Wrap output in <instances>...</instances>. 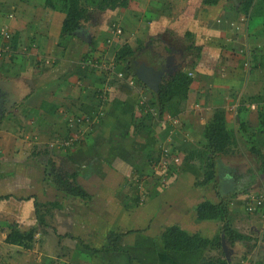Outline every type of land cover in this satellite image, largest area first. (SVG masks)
Segmentation results:
<instances>
[{
    "label": "crops",
    "instance_id": "1",
    "mask_svg": "<svg viewBox=\"0 0 264 264\" xmlns=\"http://www.w3.org/2000/svg\"><path fill=\"white\" fill-rule=\"evenodd\" d=\"M30 1H0V192H7L0 196V200H8V208L14 209L17 205L26 209L29 206L37 215L35 202H49L45 198L48 190L58 191L51 183L53 175L62 174L68 179L74 175L70 181L81 179L83 185L79 187L88 196L87 200H81L83 213L88 222L95 219V223L91 234H84L85 239L80 238L82 231L73 226L74 233H54L53 239L44 236L47 234L41 235L37 243L41 238L42 243L46 241L50 245L33 250L7 244V226H4L5 231L1 229L0 235L4 236L5 245L28 253L25 264H76L70 261V254H56L57 245L61 251L67 249L77 256L80 253L87 255L89 264H215L216 258H224L226 264H263L264 211L252 213L253 222L247 233L243 234L240 228L246 227L243 213L245 205L250 202L249 196L264 193V173L258 172V165L257 169H250L247 159L256 157L246 148L240 133L244 128L242 120L250 126H257L258 111L264 110V22L249 20L238 12L237 1L240 0H218L214 5H206L203 0H127L125 8L98 11L88 6L87 19L81 22L74 37L59 44L63 13L32 6ZM2 4L6 9L1 8ZM51 23L58 30L52 31ZM117 29L121 30L120 34L115 32ZM3 30L10 35L9 39L1 35ZM175 41L182 48L174 52ZM125 44L134 50L131 58L150 63L162 72V77L180 71L191 79L186 100L177 115L163 114L160 117L157 114L159 122L156 123L148 119L143 101L152 98V94L137 83L130 87L127 80L132 78L131 75L126 73L124 64L115 62L116 51ZM189 45L200 48L199 58ZM215 51L217 54L209 55ZM118 74L122 77L119 78ZM44 105H51L54 112L42 109ZM215 110L223 111L225 122L238 137L237 145L220 155L217 173L219 168H226L235 180L231 191L238 193L230 198L228 209L232 226L247 239L240 242L246 241L250 250L237 253L232 246L237 241L230 242L223 233L217 251L210 247L192 251L165 250L161 235L170 226H177L189 236L197 234L206 238H211L220 226L218 222L198 221L195 216L198 204L205 200L217 201L216 193L221 190L216 184H209L214 193L213 200L203 198L193 206L192 226L195 229L183 225L189 220V213L188 217L178 221L168 219L179 212L186 214L188 192L206 188L195 186L198 160L186 158L203 146L204 126L210 122ZM92 112L104 115L102 122L90 130L95 123L93 119L97 118L96 115L92 120L88 118ZM58 117L72 132H63L62 129L55 135L54 130H50L53 142L65 141L66 134L77 137L78 141L71 150H63L59 143L51 148L48 144L50 154L59 157L55 163L52 161L54 170H51L47 169L50 159L45 160L49 151L43 156L38 155L41 153L36 151L35 140L39 133H47L44 123L56 122ZM77 118L84 119L82 127H70ZM28 126L38 132L34 137L29 136ZM22 128L24 135L20 133ZM248 129V135H252L253 128ZM85 130L91 133L84 137ZM151 135L152 140H156L154 144L159 143L158 138L162 140L158 148L166 149V152L153 147L146 154L143 170L136 172L130 167L136 158L133 143L136 138ZM23 136H27L28 148L23 145ZM175 156L182 159L177 167L170 161ZM163 157L168 162L166 167L158 165ZM147 167H150V175L145 173ZM153 167L163 173L168 167L181 171L175 172L177 176L166 188L160 177L151 176ZM90 170L93 172L89 173ZM96 171L102 176H117L120 181L116 187L111 183L104 184ZM251 175L253 181L244 185V178ZM92 183L97 187L91 188ZM145 191H148V199ZM143 195L146 201L140 203ZM55 196L56 193L50 205L57 203ZM182 201L185 206L181 205ZM60 205L61 209L65 207L62 203ZM130 207L135 209L130 210ZM141 210L144 211L143 217L139 215ZM126 213L129 214L127 220L120 227V216ZM67 214L62 218L69 224L73 216ZM259 221L263 222L260 226ZM0 222L7 224L6 221ZM138 224L143 227L134 231ZM56 235L61 237L60 242ZM111 236H120L121 243L117 245L122 251L107 248L111 246H107ZM91 252L92 256L89 255Z\"/></svg>",
    "mask_w": 264,
    "mask_h": 264
},
{
    "label": "trees",
    "instance_id": "2",
    "mask_svg": "<svg viewBox=\"0 0 264 264\" xmlns=\"http://www.w3.org/2000/svg\"><path fill=\"white\" fill-rule=\"evenodd\" d=\"M218 0H203L206 5H214ZM238 3V12L244 14L249 20L259 19L264 22V0H240ZM90 6L98 11L106 9H114L116 7L127 6V0H44V7L56 10L63 13L64 18L60 28V38L69 39L74 37L75 32L79 28L81 22L87 18V7ZM190 50H196L199 58V47L189 45ZM134 55V50L125 44L121 46L115 53V62L124 64L125 71L128 75H131L135 79L136 83L145 88L152 94L150 103L156 108L158 115L168 114L169 116H175L178 114L180 105H182L187 97V90L190 85L191 79L183 72H176L170 77L164 78L158 88V92L154 94L146 88L144 84L138 81L132 71L130 70L129 59ZM194 66V65H193ZM97 113L87 114L88 118L92 120ZM104 115V114H103ZM102 114L96 115L95 123L92 124L91 129H95L94 126L102 122ZM258 123L257 126H250L247 122L242 120L244 128L241 129L243 134V140L245 143L250 144L249 151L258 160V172L264 173V110L258 111ZM241 123V124H242ZM246 124V128H245ZM99 125V124H98ZM253 128V134H246L247 129ZM89 130V131H90ZM71 131V130H67ZM86 132L84 137L90 132ZM240 132V131H239ZM65 140L69 138L66 134ZM78 140L72 142L77 144ZM236 131L229 128L225 122L223 111L215 110L209 123L204 126L203 129V146L197 152H194L186 160H198L199 169L202 172V178L196 181L195 186H207L211 183L218 185L217 183V165L221 154H225L227 150L233 145H237ZM79 144V143H78ZM67 150V149H66ZM171 171V170H170ZM71 175L70 178H74ZM69 178V179H70ZM253 181V176L247 177V185H250ZM51 183L57 190H60L67 197L80 198L81 200H87L88 196L75 182L68 181V176L62 177L61 174H54ZM245 192L246 190H240ZM239 191V192H240ZM238 191L227 192V195H221L217 191V201L211 202L205 200L195 207V216L198 221L201 222H218L220 224L218 231L211 237L206 238L200 235L189 236L178 228L177 226H170L164 229L161 235V243L165 250L175 251H192L204 249L210 247L212 250H220V234L223 233L224 237L230 242L242 241L246 237L240 234L232 226V215L228 209L230 198H234ZM38 209V205L35 204ZM52 207L61 208L60 203H54ZM36 220L40 228L47 226L45 223V215L38 213L37 210ZM248 213V212H247ZM250 214V213H248ZM5 231V230H4ZM5 242L9 245L21 247L25 250H33L36 246L37 239L40 235L39 227H31L28 230H20L15 224H11L6 227ZM61 238V237H60ZM120 236H111L108 240L107 247L111 250L122 251L123 249L117 245ZM79 239V238H78ZM247 240V239H246ZM83 247L86 246L83 244ZM106 248V247H105ZM106 251V249H104ZM94 252V251H93ZM263 262V260H262ZM215 264H226L224 258H216Z\"/></svg>",
    "mask_w": 264,
    "mask_h": 264
},
{
    "label": "rangeland",
    "instance_id": "3",
    "mask_svg": "<svg viewBox=\"0 0 264 264\" xmlns=\"http://www.w3.org/2000/svg\"><path fill=\"white\" fill-rule=\"evenodd\" d=\"M0 1H3V0H0ZM23 1H25V0H23ZM30 2L32 4V6H39L40 8H43L45 10L49 9V8L47 9L46 7H44V0H31ZM2 7H3V10L6 9L5 8V4H2L1 8ZM50 10L54 11L53 9H50ZM50 21L53 23V17H51ZM52 23H51V25H52ZM56 29H57L56 26L53 24L52 27H51V30L55 32ZM58 40H59L58 41L59 44L66 43L68 41V39L64 40L62 38H58ZM61 41H62V43H60ZM174 44L175 45L172 46V47H174L176 49V50H174V52L178 51L179 49L182 48V47H180V44H179L178 41H175ZM176 54L177 53H175V56H176ZM214 54H217V52L215 51V53H212V54H209V55L213 56ZM209 55L205 56V58L207 59ZM210 61H212V58L210 59ZM217 62H218V60H217ZM214 64L218 65L217 63H214ZM168 74H169V71H168ZM165 77H167V76L165 75ZM165 77H162V79H164ZM150 99L147 100L146 98H144L143 104H144V107L147 110L146 113H147L148 119L150 121H153V122L156 123V122H159L158 121L159 118H158V115H157L158 113H157L156 108L151 105ZM50 107H51V105H44V107L42 109H46L49 112H54V111H52L50 109ZM168 119L166 120V122L169 121ZM62 120L63 119L61 117H58L56 122L46 121L44 123V128L48 129L47 133H39L40 136L37 135L36 136V140H35V143L37 144L36 145L37 146L36 151H38V152L40 151V153H41V154H38V155L43 156L44 152L49 151L48 150V144L49 143H50V145H49L50 148L52 146L57 145L58 143H60L58 141H54L53 142L54 137H53V135H51V132H49L50 130L51 131L54 130L52 132L55 135H58L62 129H63V132H65V130L66 131L67 130H71L69 127H67L63 123L64 120L63 121ZM54 121H55V119H54ZM165 125H166V123H165ZM251 126H253V125H251ZM39 127H40V125H39ZM70 127L78 129L80 127V124L78 122L72 121L71 124H70ZM28 128H29L28 132H29V136L30 137L31 136L34 137V135H35L34 133L35 132L38 133L37 131H32L31 127L28 126ZM36 129H37V126H36ZM154 130H155V128H154ZM247 130L248 131H247L246 134L249 133V129H247ZM158 131H159V129H158ZM158 131H157V133H158ZM20 133L24 135V128H22L20 130ZM236 136H237V134H236ZM26 137L27 136H23V140L25 139L24 142H23V145L25 146V148H28L26 146V141H28V139H26ZM152 138H153L152 135L149 136L148 138L147 137L136 138L135 142L133 143L134 147L136 149V151H135L136 158L133 159L132 163L130 164V167H132L134 171L137 172L139 170H143V166H144V164L146 163V160H147L146 154H147V152L149 150H152L153 147L158 149V151L162 150L161 147L158 148V145H161V143H163L162 140H160L158 138L159 143L158 144H154L156 140H152ZM236 142L238 143V141H236ZM245 144H246V148L251 146L250 144H247V143H245ZM59 151H60V153H62L61 149H59ZM50 153H51V151H49V153L47 152L48 157H45V160L47 158H49L50 161H51L49 163L50 165H49V167L47 169L50 168L51 170H54V166H53V162L52 161H54V163H55L59 159V157H57L56 155L50 154ZM60 153H55V154L59 155ZM227 159H225V162L227 161V163H228L229 160H227ZM247 160H248L250 169H257V165H259V163L256 160V158L253 157V158L247 159ZM64 164L66 165L68 163L64 162ZM66 166H68V165H66ZM180 167L181 166H179V169H180ZM64 168L65 169H62L60 167L61 170H66V172H67L68 169L66 167H64ZM147 168H148V171L146 170L145 173H148V175H150L151 174L150 173V167H147ZM179 169L178 168L175 169V172L179 173L181 171ZM94 170H95V168H94ZM96 170H97V168H96ZM153 171H154V173L151 176L155 177L156 179H158V177H161L163 175V171L160 170L158 167L155 168V169L153 167ZM224 171L226 172L225 174H224ZM58 172H60V171L58 170ZM92 172H93V170L89 171V173H92ZM218 172H219L218 173L219 176H217L218 187L221 190L220 192L224 195L227 192L232 190V186H233L235 180L233 178H231V176L228 174V169H226V168H222L221 167V168H219ZM96 174L100 177V180L104 184L111 183V184L115 185V187H116L117 183H119V181H120V179L117 176H111L112 174L109 177H107L106 175L102 176V173L97 172V171H96ZM121 175H124V174H121ZM196 175H197V178H196L197 181L202 178V172H201L200 169H199V172L197 171ZM176 176H177V174H173V175L169 176L167 179H164V181L162 183V186L166 187V185L169 184L170 182H172V180L175 179ZM62 177H64V175H62ZM262 177L264 179V176H262ZM244 180L246 182V178H244ZM68 181L70 182V179H68ZM263 182H264V180H263ZM247 183H245L244 185H247ZM99 184L100 183L98 182V185ZM211 184H213V183H211ZM75 185L81 187L83 185V184H81V179H80V181H75ZM43 186L45 188V185H43ZM90 186H93L91 188H96L97 187L96 184H94V183H92ZM99 186H102V184H100ZM48 188H50V187H48ZM99 188H101V187H99ZM166 188H168V187H166ZM147 190H148V188H147ZM145 192H146V194H144V195L148 199L149 198L148 191H145ZM3 193L6 194L7 192H3ZM3 193L0 192V196ZM54 193H56L55 201H57L58 203H62L65 206L64 207L65 210L63 212L60 211V210H63L64 208L61 209V208L52 207L49 204L51 201H54V199H53L54 198L53 197ZM144 195H143L142 200H139L140 203H144L146 201ZM64 196L65 195L60 190H58V191L48 190V196L45 195V198L47 200H49V202H45V203H42V204H38L37 202H35V204L38 205V210H39L38 213L45 215V223L47 224V226H45L44 228H40V226L38 225L37 220H36V215L34 214L35 212H33V209L30 210L31 208L29 206H27L26 209H25V206L23 208H19L20 206H17V205L14 206L15 207L14 209H13V207L12 208H10V207L8 208V205H9L7 203L8 200H6V199L0 200V215H1L0 216V221H6L7 222V224L5 222H2V223L0 222V232L2 233L3 232L2 230H5L4 226H9L10 224H15L20 230H23V231L24 230H28L31 227H39V230H40L39 237L41 235L47 234L49 236H47V235H44V236L45 237H51L50 239H53L54 238V233H56L57 235H60L59 233H63L65 231H70L71 233H74V232H72L73 226H76L80 231H82V233H81L82 235L80 236V238L82 237V238L85 239V235L84 234H86V233L91 234V232L93 231L92 225H93V223H95V221H94L95 219H92V223L88 222L89 219L83 213L84 206H83V203H82L83 201L81 202L80 198L78 199V198H72V197H67V196H66V198H64ZM22 198L23 197H20L19 199H22ZM45 198H44V201H47ZM185 198H187L186 201L188 202V205H190V206L187 205L188 209L186 211V214L179 212L178 214H173L172 216L171 215L168 216L169 217L168 219L171 220V221H178V220H180L183 217H188L189 216V220L190 221L188 220L187 223H184L183 225H185L186 227H193L195 229V226H192V220L194 219L193 218V212H194L193 206L197 203L198 200H202L203 198H208L210 200H213L214 199V193H213V191L211 189V186L208 185V186H206V188H203L202 190H200V189L199 190H193L192 189L190 192H188V194L186 195ZM155 199H156V197L153 200H155ZM38 202H40V199H39ZM179 204H180V202H179ZM181 205L185 206V201H182ZM134 207H136V206H134ZM134 207H130L129 209L130 210H134L135 209ZM189 207H190V209H189ZM33 208L35 209V207H33ZM28 210L30 212H28ZM258 210L261 211V209H258ZM262 211H264V210H262ZM65 213H68L67 216L69 214L73 216V220L70 221L69 224H68V222L66 220H64L62 218L63 214H65ZM253 213H255V212H253ZM187 214H188V216H186ZM127 215H129V214L126 213L125 216L123 214L120 216V220H121L120 223H119L120 227H122L121 226L122 222L127 220V217H126ZM139 215H140V217H143L144 211L141 210L139 212ZM233 215H234V213H233ZM243 215H244L243 216V219H244L243 222H244V225L246 227H243V228L241 227L240 229H241V231L244 234V233L248 232V227L252 226V222H253L252 216H253V214L252 213L248 214L247 211H245L243 213ZM262 215L264 216V212H262ZM160 216L161 215L159 214V217ZM176 216H177L178 219L175 218ZM263 219H264V217H263ZM143 224L145 225V223H143ZM262 224H263V222H260V221L258 222V226H260ZM89 225H91V227H89ZM201 225H203V223ZM137 227L139 229H141L143 227V225H140V224L135 225L133 230L134 231L138 230ZM57 235H56V238L60 242V236H57ZM57 240L55 239V241H57ZM120 240H121V238H120ZM155 240H157V238ZM84 241H86V240H84ZM150 241H152V239H150ZM40 242H41V238H39V241H38V243H36L35 247H38V246H41V245H50L46 241L43 242V243L42 242L40 243ZM245 242L246 241H243V242L237 241L232 246H234L233 248L235 249V251L237 253H239L240 250H243V251L250 250V247L249 246L247 247ZM120 243L121 242L118 241V244H120ZM71 244L73 245V242H71ZM91 244H94V243H91ZM56 248H57L56 249V254L57 253H62V254L65 253L66 256H69L68 254H70V257H71L70 261L72 263H76V264H81L82 262L83 263H87V264L90 263V258L87 255H84V254L80 253L77 256V254L75 252L71 253V251L67 250V249H65V251H61L62 248L59 245H57ZM212 253L214 254V251ZM27 254L28 253H23L22 251L17 250L16 247L5 245L4 236L0 235V264H25L26 263V259L25 258L27 256ZM91 254H92V252L89 253L90 256H92Z\"/></svg>",
    "mask_w": 264,
    "mask_h": 264
},
{
    "label": "built area",
    "instance_id": "4",
    "mask_svg": "<svg viewBox=\"0 0 264 264\" xmlns=\"http://www.w3.org/2000/svg\"><path fill=\"white\" fill-rule=\"evenodd\" d=\"M115 32L117 34H120L121 33V30L120 29H117ZM1 35L5 39H9L10 38V35H8V33H7L6 30H3L2 33H1ZM4 51H7V48ZM48 62H50V61H46V63H48ZM44 63H45V61H44ZM117 76L119 78H121L122 77V74H118ZM127 84L130 87H135L137 85L136 82H135V80L132 79V78L127 80ZM141 103H142V101H141ZM74 121L75 122H78L80 124V127H82V124H83L82 122L84 121V119L77 118ZM76 138H74V136L71 138V136H70L67 140L61 141V143H59L58 146L61 147V148H63V149L69 148V150H71V149H73L72 148L73 147L72 142L75 141ZM162 152H166V149H162ZM160 160L161 161L158 162V165H163V166L166 167V164H168L166 157H163ZM170 161L177 167L180 164L181 159L179 158V156H175V157L171 158ZM173 174H175V170L170 169V168H164V173L160 177L161 183H163L164 179H167L169 176H171ZM249 201L250 202L245 205V211H247L248 213L256 212L258 209L264 210V193L250 195L249 196ZM263 264H264V256H263Z\"/></svg>",
    "mask_w": 264,
    "mask_h": 264
},
{
    "label": "water",
    "instance_id": "5",
    "mask_svg": "<svg viewBox=\"0 0 264 264\" xmlns=\"http://www.w3.org/2000/svg\"><path fill=\"white\" fill-rule=\"evenodd\" d=\"M130 70L135 78L156 94L162 79V72L156 70L150 63L130 58Z\"/></svg>",
    "mask_w": 264,
    "mask_h": 264
},
{
    "label": "clouds",
    "instance_id": "6",
    "mask_svg": "<svg viewBox=\"0 0 264 264\" xmlns=\"http://www.w3.org/2000/svg\"><path fill=\"white\" fill-rule=\"evenodd\" d=\"M135 80V79H134ZM69 149V148H68Z\"/></svg>",
    "mask_w": 264,
    "mask_h": 264
}]
</instances>
